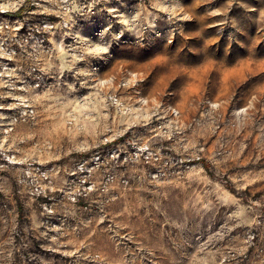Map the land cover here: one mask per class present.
I'll return each mask as SVG.
<instances>
[{
    "label": "rangeland",
    "instance_id": "obj_1",
    "mask_svg": "<svg viewBox=\"0 0 264 264\" xmlns=\"http://www.w3.org/2000/svg\"><path fill=\"white\" fill-rule=\"evenodd\" d=\"M0 264H264V0H0Z\"/></svg>",
    "mask_w": 264,
    "mask_h": 264
}]
</instances>
